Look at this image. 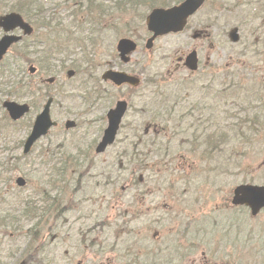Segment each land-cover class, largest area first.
<instances>
[{"label": "rangeland", "instance_id": "rangeland-1", "mask_svg": "<svg viewBox=\"0 0 264 264\" xmlns=\"http://www.w3.org/2000/svg\"><path fill=\"white\" fill-rule=\"evenodd\" d=\"M3 1L4 3H8L14 0ZM60 1L61 0H45V6H49L51 10L59 9L58 13H61L60 15H69L74 11L72 6L73 0H70L67 4H64L65 0H63L62 2ZM147 1L149 5H151L153 3L164 4L167 3L168 0ZM259 1L260 0H248L247 3H245L246 5L243 7V17L241 21L229 20L228 22V19H224L223 16L220 17L218 12H209L214 0L207 1L204 9L202 10L203 12H209L207 20H211L212 23L215 21V19H218V24L212 25L210 27L211 33H214L215 30H217L219 32L218 35L222 36L227 32V30L230 31L232 27L236 25L239 26L238 24L243 26L244 24L248 23V26L244 25L243 29L244 31H250L252 35V33L260 30V26L261 32L264 31V25H261L264 24L263 14H261L260 23L257 17L258 11L254 12L253 8L254 5L257 7L261 5V2L259 3ZM262 3H264L263 0ZM1 8L2 6L0 4V9ZM148 11L146 10V7H142L139 12H134V10H132L127 15L126 19H124L119 25V28L115 30L116 33L112 34V42L114 44L113 48H109L107 53H104V51H102L97 55H91L102 62H106L110 60L109 53L110 51H114V47L116 46V42L119 38L127 36L137 40L139 43V48L137 49L136 54L133 57V61L129 66L134 68V70L141 71V73L139 74L143 81L142 85L146 86L145 80L149 77L152 81V86L151 89H140L141 94L137 92V94L134 95L136 96L132 99L134 105L139 103L141 105H144L147 101H149V96L153 93L154 110H157L158 108L162 107L164 102L175 98L179 94L182 99V105L185 107L186 111H189L188 104L195 102L196 97H199L200 93L197 89L194 90V88H190L189 85L178 84V79L184 76V73H192L182 69H178L179 71H176L174 73H172V71L175 70L178 58L181 55H185L186 53H188L189 47L191 45H194L196 42V40L193 39L192 34L193 30L197 28L203 20L199 16L201 13L196 14L191 18L190 27L184 33L179 35L172 34L159 38L157 39L153 48L148 49L146 47V40L149 36L146 27V15ZM79 12L80 11H78L77 14H80ZM248 13L249 15H251L250 18L252 20H250L249 16H247ZM225 14H229L231 16L230 11L228 13L225 12ZM68 17H70V15ZM207 20L203 21L206 22ZM127 22L128 24L131 23V25L127 26ZM227 22L230 24H228ZM229 25H232V27H229ZM66 28L70 29L71 32H77L74 24H71ZM248 28L249 30H247ZM244 34L245 40L252 38L251 35L249 37L245 32ZM79 35H82V32H80ZM85 36L89 35L85 33ZM80 38V36H76L74 43H76L77 41L78 43L85 41V37L82 39ZM221 40L225 41V44L224 48L221 47L216 49L217 56L223 55L224 53L228 54L230 50L239 52L240 47H237V49L231 48V44L228 42V36L221 38ZM101 49L102 46H97L95 52H99ZM185 49L188 50L186 51V53H183ZM73 52L74 54L70 56L72 61H70L68 64H73L75 61H78V59L82 58V64L88 72H92L97 69L98 65H96L95 68L87 66L86 58L89 56V53H87L85 49L80 51L79 47L77 46ZM56 55L58 56V54ZM60 56L62 57V55ZM91 59L93 60V58ZM244 59L247 62L250 61L251 63H253V69L255 72H257V74H254V72L250 70L249 72L247 70L244 71V69L240 67L239 73L235 74L232 79L238 80L240 83L244 84L249 82V85L255 82L253 88L257 89L261 85V96L264 95V42H261V55L257 54L254 49H251L248 57ZM8 60L15 62V69L19 68L17 65V54H12L7 58V61ZM224 62L225 61H221L219 63L223 64ZM67 69L64 70V68H62L58 72L59 76H57V83L53 88L54 93L58 91L60 93L59 95L61 96V98L58 97V101L55 102L56 105L54 107L53 114L54 117L58 119L59 124L57 127L53 128L47 136L43 137L41 140H39V142L36 143L31 154H28L27 157L22 158L23 145L32 128V125H30L29 123H33L36 114L41 109L40 106L44 104V100L37 99L35 101V105H40V109L34 107L31 114L26 116L20 124L13 125L10 123L17 129H13L10 132H6L4 134V128L1 129L0 164L4 163L6 165L7 161L11 157L13 159L18 157L22 158L21 160H18L16 162L14 172H9L8 174L3 175V177H5V181L0 179V191L2 187L6 185L9 194V203L10 205H12L7 206L5 211L10 208L20 209L21 206H24V201L26 199L32 198L33 200L31 201L34 202V206L41 208V215H43V217L41 218L42 224L38 228H34V223L39 221V218H36L32 221L22 219L19 226L15 229L9 227L5 229L0 228V240H2V238L4 237L7 238L8 236H10V234H17L18 236L17 240L13 242H17L15 247L13 246V243L10 242V240H6V242L0 241V264H25V260L23 259L27 258V256L25 258H22L21 252L24 249L25 245L29 241H31V236L33 237L32 234L28 233L29 228H33L34 232L39 235L41 240L48 243V246H46V248L44 249L45 255L43 256L42 254V258H40L41 262H38V258L41 252L40 249L38 251V255L35 256L36 261H31L27 264H78L79 262L81 264H131L132 260L135 259L140 260L139 264H146V255L147 252H149V249H152L156 245L166 243L172 236L176 237L179 234L180 229L185 227L184 225L190 224V219L197 218V223L194 224L191 228V234L193 227H195L196 225L199 226L200 220L205 217L210 218L208 219L209 222L215 221L219 223L221 221L220 219L226 216L227 211H230L228 209L231 208L229 205L230 202L228 203L227 197L228 195L232 196L233 188L237 184L243 181H254L256 183L264 184V122H261V128L259 126H255L257 129L255 134L257 143L254 145H240L242 143V140L240 139L237 132L233 131L232 135L235 139V143H233V145H229L231 148V156L224 155L222 158L231 157L234 160V163H241L242 168L231 167L232 174L227 173L226 175H224V173H220L216 174L210 180H207L203 173H209L210 169L203 163L208 162L205 160H207L209 156L214 157L215 152L211 154V150L206 149L207 145L202 146L196 143V145H194V147L196 148V153L194 154L193 150H191V147L189 149L188 145H181V143L185 141L187 135H177V132L179 130H164V128L162 127L154 129V132L153 128H151V131L147 138H157L158 146L139 145V152H135L133 149V146L135 145H129V142L132 140L131 137L136 136L135 134L128 132V130L133 125H140L142 121L146 120L142 114H135L133 108H130L123 121L125 128H122L119 132L118 143L108 148V150L102 154H97L96 152H94L98 166L94 165L93 170L90 172L91 174H101L104 170L103 164L106 163L113 166V168L115 169L107 170L105 172V179L121 176L119 181H105L104 185L106 187L103 189L101 187L103 182L99 181L97 177H87V181H90L92 183L91 187L86 188L85 186L82 189V192L77 193L76 195L74 194V192H72L68 195L70 201H73V204L74 200H76V203L79 204L72 212L67 213L66 216L63 215L59 218L52 216L50 213H46L43 210V207L46 206V202L40 197L39 194H35L37 190L43 189L51 194V197L58 195L59 199L63 200L64 204L67 203L68 197H65V193L60 195L59 192H53L52 185L45 183L46 180L52 178V172L50 168L51 165H49V162L47 161L43 166V164H41V156L44 153L54 154L55 157H51V160L53 162L54 159L60 157L66 159L69 153H71L73 158L75 157V154H78L80 155L81 161L83 163H86V160H84L86 159L85 153L92 145H86L84 139L87 137L88 133H91V136L93 137L96 136L97 133L94 134V132L98 130L97 119L101 116L100 113H96L90 116V120H95L96 122L93 128V133L91 132L92 128L87 130L84 125H82L80 128L69 131L65 129L64 121L67 118H74L76 120L80 119L81 121H84L83 111L85 108V104L81 96L82 92L86 93L85 86H82V90H78L76 88L79 81L81 80L79 77H77V75L72 78L74 80L73 84H69L70 81H68L66 75ZM167 71H171L170 75L172 77L167 76ZM234 71H237V69L234 68ZM244 72H246L245 76L243 75ZM41 73L43 76H47L45 72L42 71ZM197 77L199 76L192 75L191 78L193 79ZM240 77H243L244 79H241ZM159 82H161V87L159 89H155L154 87ZM62 83H64L68 88L66 92L58 90ZM5 88L9 89V87H6V85L4 84V89ZM73 95L77 96L73 97ZM5 96L6 92H0V98H3ZM219 97L220 96L217 97L216 102H214V108L211 110V114L214 115L215 118L216 126L207 125L208 131L216 130L219 136L221 134L230 132L231 123H235L238 117L242 116L244 109L247 110L245 112L246 117L254 116L252 118L253 121L257 122L258 119L256 116L264 119V107H262L260 110V108H258V106L256 105L257 101L253 100L251 96L246 97L245 93L240 95L239 98H229L228 100L223 97H221L222 99H220ZM125 98H127V96ZM4 99H1L0 103H2ZM263 99L264 98H262V100ZM108 108L109 107L106 108V111L108 110ZM1 109L0 126L2 122L5 121L6 123L2 125V127H7V114L3 109ZM139 109H142V107ZM186 111L176 109L175 116L172 120H174L177 129L184 127L188 121L194 120L197 117V111L191 113ZM185 113H187L188 118H186L185 122L182 123V116ZM157 119L158 120H152L151 127H154L155 125H166L170 127L173 126L171 124L172 120L170 122H166L160 120L159 118ZM22 124H24L25 126L23 125V127H20V125ZM145 125L146 124H142L141 131H143ZM244 129L246 132H249V121L247 122V124H245ZM20 142H23L22 147H20L21 144L18 145ZM243 143L247 142L243 141ZM160 146H162L164 149L169 150V152L165 156L157 154V152L160 150ZM189 150L191 151L189 152ZM123 152L129 153V156L131 157H135L138 154V156L141 158H147L148 160L146 161V165H150L151 168L145 170L144 172H140L138 171L139 168H136V164L129 163V165L127 163V159L122 160L123 167H120L118 159L119 155H123ZM244 153H246V155H244ZM184 154L188 155L183 158L181 164V158ZM70 162L73 165V162ZM202 164L204 166H202ZM82 168L83 165L79 167V170L82 171ZM235 169H241L238 175L236 174ZM75 170L76 167L73 165V170L72 168H70V171L74 173ZM133 173L137 175H140V173H142V175L147 174L152 176V184L158 185L163 183L164 181H168V183L174 185L177 182L181 186V188V179L184 175H190L191 179H193V175H196L197 177L195 178L194 182L196 185L195 196L198 197L199 202L196 206H194L192 203L185 204L183 202H178L176 196H171L175 191L174 186H171L169 192L170 203L168 210L146 214L145 207H143L140 203H130L132 201L131 197L136 192L130 185V175ZM125 174L126 177L124 180H122V176ZM242 174L247 175V180ZM18 176L26 177L30 183L29 186L24 188L17 186L16 178ZM144 178L147 179L146 177ZM122 185H124V188L126 190H129V197L126 196L129 199L127 203H130L131 206H136L138 208V212L140 214L137 215V219L133 218L132 213H125L122 216H118L116 214V208L118 206H121V203H125L119 201L117 196L118 194L105 195L102 198H96L97 196H95L94 198H89L90 201L88 206L86 205L87 203L84 202V198L91 194L100 195L105 191L120 189ZM14 193H21L22 195L18 196L17 202L13 197ZM110 198L112 199L110 200L109 205L105 204V201ZM140 199L141 197H138V200ZM98 200L99 204L101 205L102 211H98V209L94 207L97 204ZM106 206H108V208L104 209V207ZM183 208L185 209V211L182 210ZM216 208H218L219 211L216 210ZM217 211L220 213V215ZM103 216H107V218H109L106 220V224L104 225V227L103 225L97 224L102 220ZM244 217L245 218L243 221H245L246 219L248 222L254 223H261V219L263 218L261 214L253 218L249 211L245 213ZM209 222L208 224H205V220H202L201 233L210 228ZM92 226H94V230L90 234L89 228H91ZM255 226L257 225L250 226L249 228L251 229ZM219 228L224 232L228 231L223 227ZM90 236L95 240V245L93 248L86 247L85 244L82 243V240L84 241L85 239L89 241L91 239ZM217 237H219V235H217ZM12 248L17 250L14 256H10L8 252L14 251ZM43 257L46 258L44 259ZM17 258H19L20 260H18ZM239 258L240 257L233 259L232 263L236 264V261ZM220 259L222 261L225 260L224 258ZM129 261L130 263H128ZM247 261L248 264H258V262L253 260V258L251 257L249 258V260L247 259Z\"/></svg>", "mask_w": 264, "mask_h": 264}, {"label": "flooded vegetation", "instance_id": "flooded-vegetation-1", "mask_svg": "<svg viewBox=\"0 0 264 264\" xmlns=\"http://www.w3.org/2000/svg\"><path fill=\"white\" fill-rule=\"evenodd\" d=\"M226 1L228 4L227 13L229 11L231 13V16L227 14L226 18L228 20L241 21L243 17V7L246 5V0ZM218 2L219 0H215L209 12H218V14L222 15L223 9H221L222 6ZM260 2L261 0L259 1V3ZM12 3L13 1L6 3V7L8 9L15 8ZM72 6L74 13H71L68 22L69 25H75L77 32H71L70 29L64 27V24H58L61 16L56 14L61 13H54L53 15H49L48 13H40V11L38 10L33 12L32 9L22 7V5H19L18 9L12 10L20 13L27 21H29L26 17L28 13L32 16V18H34V24L36 27H38V31L34 30L32 33L25 35V37L23 38L24 42L20 46L19 64L21 63V67L23 69L21 85L24 83V75L27 72V67L29 71L32 66H34L36 69L41 68L40 64L43 61L41 55L42 51H53L55 53H61L62 55H68L62 56L60 58H51L50 64H52L53 68L56 70H61L62 68H67L68 66L72 65L68 63L72 61L70 56L74 54L73 51L77 46L79 47L80 51L85 49L87 53H93L94 50H96L97 46H102L101 50L104 51V53H107L109 48H113L114 44L112 42V34L116 33L115 30L119 28V25L124 19H126L127 15L132 10H134V12H139L142 7V5L139 4L138 0H76V2ZM258 7L255 5L253 6L254 12L258 11L257 17L261 14V5H259ZM202 9L198 14L201 13L199 15L200 18L203 20H207L209 12H203ZM78 11H80V14H77ZM62 15H64L65 17L67 16L65 14ZM247 16H249V19L252 20L249 13ZM44 18L53 19L56 27L53 31L44 30L43 32H41L42 23L40 19ZM203 20L195 30V33H193L192 35L193 39L196 40L195 44L189 47H192L190 50H196L199 58V69L195 74H197V76H199L200 78L193 80L194 82L198 81L196 89L200 93V96L197 97L196 100V108L198 112L197 123L195 125L196 128H201L202 125L211 126L214 124V115L211 114V110L214 108V102H216V95L218 92L221 93V97L231 96L232 98H234V95H236V98H239L240 95L246 92V97L251 96L253 100L257 101L256 105L258 106V108H260V110L262 107H264V99L262 100V98H264V95L261 96V85L259 88L255 89L253 88L255 82L249 85V82L244 84L240 83L238 80L232 79L235 74L239 73L240 67L243 68L244 71L247 70L249 72L250 70L254 72V74H257V72H255L254 69L249 65V62H247L244 58L248 56L251 49H254V51H256V46L258 54L261 55V30L256 31L251 35L250 31H244L243 29V26H248V23L244 24L243 26H241L240 24H238L239 26H234L238 28V30H234V32H236V38L231 32L232 30L229 31L228 36L232 42L236 41L235 44H237V46H231V48L237 49V47H240L239 52L230 50L228 54L224 53L223 55L217 56L216 48H218L219 37H222L223 35L219 36V32L217 30H215L214 33H211L210 27H208ZM129 25H131V23L128 24L127 22V26ZM80 32H82V35H79ZM244 32L248 34L249 37L251 35L252 38L245 40ZM85 33L89 36H85ZM76 36H80V39L85 37V41L80 43H78L77 41L76 43H74ZM122 39L123 37L117 40L116 46L114 47L116 50L112 52L110 51V60L99 64L100 67L97 68L96 72L86 76L84 81H79L80 85L85 86L89 89V92L87 94L88 101L86 102V104L90 105V109L86 113L87 118L85 121L87 124V130L92 128L91 132L93 133V128L96 124L95 120H90V116L96 113L101 114L99 118L97 117L98 130L94 132V134H97L95 137H93L91 136V133H88L87 137L84 139L86 145L100 144L103 139L104 131L106 130L109 123L108 113L115 109L121 101H125L126 106L124 115L120 122L118 135L120 130L122 128H125L123 121L130 108H133L135 114H142L143 116H146L148 114L153 115V107H151V101H147L144 105H141L140 103L134 105V103L132 102V99L136 97L134 95H136L137 92L141 94L140 89H145L146 87H133L130 84L116 86L112 82L104 80L102 76L99 77L100 70L111 68L118 71H125L130 74H137V70H134V68L129 66L132 61L124 63L120 60L117 47L118 42L120 43ZM135 41L137 42V40ZM207 46H209V52H207ZM187 50L188 49H185L183 53H186ZM116 55L117 57H119V59L116 58ZM186 55L187 53L185 55H181V57L178 58L179 63L176 66L178 67L175 69L176 71H179L178 69H182V66L180 64L181 62L183 63V60H185V58H187ZM211 60H213V62ZM224 60L226 61V65L225 68H222L219 62ZM234 68L237 69V71H234ZM185 69H187V67ZM224 69L229 72H219L220 70ZM168 74H170V72H168ZM225 74L226 79L224 78ZM245 74L246 72H244L243 75L245 76ZM76 75V71L72 73V77H75ZM240 78L244 79L243 77ZM188 81V78H179L178 84L185 85ZM126 96L127 98H125ZM107 107L109 108L106 111ZM141 107L142 109H139ZM246 111L247 110L244 109V112L242 113L243 128L249 121V132H246L245 129L242 128L243 134L241 136H243L244 141L247 143H243L242 141L240 145H254L257 143V139L255 137L257 130L256 127L259 126L261 128V117L256 116L258 120L257 122H255L252 119L254 116H245ZM185 119L186 118L182 119V123L185 122ZM241 122L242 121L240 120L236 126H240ZM142 124H146L143 131H141ZM151 125L152 122L149 120L142 121L140 125H133L128 130V132L135 134L136 137H131L132 140L129 142V145H153V138H147L151 130ZM191 128L192 120L186 123L181 133H190ZM65 129L68 131L71 130L67 128ZM230 129L231 132L229 136V143H225L226 145H229L231 142H233L234 139L232 137L233 129ZM205 133L208 134L209 131L206 129ZM196 138L197 140H195ZM216 138L217 137L215 136V133H213V141H208L211 140L212 137H202L199 132L194 136L193 140L191 138H187L181 143V145H196V143H198V145H217ZM116 143H118V136L114 144L112 145H115ZM85 177L86 174L80 175V177L78 178V182L84 183V185L86 186L89 182ZM144 177H146L147 179H145ZM196 177V175H193V179H191L190 175H184L181 179V188V186L177 182L174 185H171L170 183H168V181H164L163 183L158 185L152 184V176L147 174L137 175L133 173L130 175V185L136 192L131 197L132 201L130 203H140L143 207H145L146 214L167 211L170 203V188L171 186H174L175 191L171 195L172 197L176 196L178 202H183L185 204L192 203L194 206H196L199 202V199L197 196L192 195V193L196 190V185L194 183ZM125 191L127 190L125 189ZM115 194L125 196L124 194L120 193ZM138 197H141V199L138 200ZM118 199L120 202L125 203H121V206H118L116 208V211L123 213H132L133 218L140 214L136 206H131L130 203H127L128 201L121 197H118ZM108 202L110 201H105V203ZM182 210L185 211L184 208ZM261 215L263 217L261 219V262H264V209L261 211ZM105 223L106 220L104 219L99 224L104 226ZM194 224H196V222L193 220L190 221L189 225L184 226L188 231H191V228ZM209 225L210 227H213V230L224 226L223 223H209ZM249 226L250 224L248 222L226 223V227L234 228V230L245 229V227ZM197 230L198 231L195 233L198 235L201 234V230ZM184 235L185 231H182L180 229L179 234L176 237L172 236L166 243L156 245L152 249H149V252H147L146 255V264H218V260L224 262L220 258H224L226 260V263L224 262V264H233V259L240 257L237 260L239 261L243 258L246 259L247 257V253H244V251L247 250V243L242 242L241 244V240L239 239L237 240V242L229 243L228 239L225 237L226 234H223L224 237L216 238L208 237L209 235L215 236L216 232H208L203 238V244L201 243L202 239L200 237L196 238V242L194 239H189L188 241H186L183 237ZM202 247L204 248V252L199 253ZM139 262L140 260L135 259L132 260L131 264H139ZM128 263H130V261Z\"/></svg>", "mask_w": 264, "mask_h": 264}, {"label": "water", "instance_id": "water-1", "mask_svg": "<svg viewBox=\"0 0 264 264\" xmlns=\"http://www.w3.org/2000/svg\"><path fill=\"white\" fill-rule=\"evenodd\" d=\"M205 0H185L180 5H175L170 8H156L148 16V29L153 31V36L149 40V45L152 41L160 35H165L169 32H179L183 30L187 24L188 18L193 15L204 3ZM11 16H6L0 20V25L7 27V23L10 21ZM16 18H12L14 21ZM15 40L13 36H6L0 41V58L10 47L11 43ZM120 47L123 53L130 52L136 48V45L129 40H122ZM190 62H194L192 56L189 58ZM105 78H110L117 84H122L126 81L136 84L139 79L130 76L123 72H117L110 70L105 74ZM52 99L46 104L44 111L38 116L34 125L33 131L27 140L25 145V152H28L33 143L46 134L49 129L56 123L52 121L50 116V105ZM5 106L10 112V115L14 119H18L26 111L29 110L28 105H20L16 102L7 101ZM74 124L73 122H71ZM118 127V118L111 117L109 127L105 131L102 145H99L98 151H103L108 146L109 142H112L115 138V133ZM20 185L25 184V180L20 178L18 180ZM236 204H244L251 206L253 214H256L261 207H264V186H258L253 184H243L235 189V197L233 200Z\"/></svg>", "mask_w": 264, "mask_h": 264}, {"label": "trees", "instance_id": "trees-1", "mask_svg": "<svg viewBox=\"0 0 264 264\" xmlns=\"http://www.w3.org/2000/svg\"><path fill=\"white\" fill-rule=\"evenodd\" d=\"M157 6V4L153 3L150 5V8H153ZM16 86H17V83L15 82ZM160 150L157 152V154H161V152L163 151V147L160 146L159 147ZM218 153L219 155L221 154V151L220 149L218 148ZM55 155L54 154H50V153H44L41 157V162L42 163H46L47 161L49 162V164L52 163V160H51V157ZM71 153L68 154V156L66 157V159H63L61 158V162H59V164L57 165V173L58 175L64 179V182H67L69 180V182L73 183L76 178H77V175H73L74 173H78V171L74 172V173H71L70 172V167H71V162H70V165H68V162L71 158ZM86 156V155H85ZM148 159L146 158H140L138 157V159H136L135 161H138V163H140V166H145V165H142L144 162H146ZM71 161L73 162V165L76 167V170H78V166H82L83 163L81 162L80 160V155H75V157L71 158ZM132 161V160H131ZM13 165L11 163V161L8 162L7 165H5V171L6 172H9L13 169ZM66 175H67V178H66ZM42 194H43V198H44V201L46 202V208H44V211L46 213H50L52 216H55L56 215V211H57V203H58V200L56 199H52L51 196L49 194H47L44 190L42 191ZM58 206H59V203H58ZM41 209L37 208L34 206V202H29L26 206V208L24 209V213H23V216H26L27 219H36L38 217H43V215H40L41 214ZM59 215V214H58ZM8 219L7 218H4V219H0V221H7ZM40 225V222H37L35 223V227L34 228H38ZM30 233L33 234V237H34V242L30 245V249L32 250L33 247L36 245V242L38 240V234L34 232V229L32 228L30 230ZM29 249V250H30Z\"/></svg>", "mask_w": 264, "mask_h": 264}]
</instances>
